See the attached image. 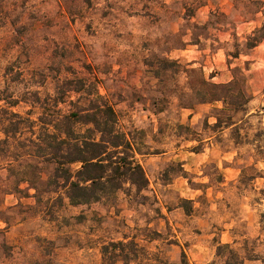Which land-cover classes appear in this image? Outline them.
Listing matches in <instances>:
<instances>
[{
	"label": "rangeland",
	"instance_id": "obj_1",
	"mask_svg": "<svg viewBox=\"0 0 264 264\" xmlns=\"http://www.w3.org/2000/svg\"><path fill=\"white\" fill-rule=\"evenodd\" d=\"M254 1L0 0V107L18 101L13 111L36 119L63 82L82 79L151 153L137 156L147 190L78 207L64 191L46 193L47 171L39 193L22 184L16 194V176L1 170L0 264H110L103 246L130 240L148 253L130 264L179 263L183 253L190 264H264V39L247 48L264 11L254 15ZM165 59L217 84L244 76L253 100L240 136L207 129L222 104L178 107L176 88L190 79L160 85L150 65ZM179 124L202 142L179 137Z\"/></svg>",
	"mask_w": 264,
	"mask_h": 264
},
{
	"label": "trees",
	"instance_id": "obj_2",
	"mask_svg": "<svg viewBox=\"0 0 264 264\" xmlns=\"http://www.w3.org/2000/svg\"><path fill=\"white\" fill-rule=\"evenodd\" d=\"M251 3L256 8L254 15L262 9L264 11L263 1ZM199 6L204 4L199 2ZM194 14V8L186 7V16L193 17ZM262 39L264 26L248 38L247 48H256ZM233 57L238 58L239 54ZM157 64L150 66L164 87L179 74H186L190 79L188 87L176 88L179 108L195 110L199 105L222 104L221 108L213 109L216 122L207 124V129L212 132L231 129L240 136L241 124L249 117V105L253 100L246 90L242 74L227 84H217L208 81L202 70H188L178 61L165 59L158 60ZM88 87L82 79L66 80L58 87L55 98L43 101V112L36 119L31 114L24 116L13 111L18 101L12 100L6 107H0V171L6 169L13 177L16 176L11 193H22V184L31 185L39 193L45 171L48 172V179L43 182L46 193L64 191L74 207L116 202L118 193L125 191L126 186L137 193L148 189L149 181L137 156L151 153L143 152L140 138L132 137L120 128L114 106L99 94L98 89L90 85L93 90L89 91ZM72 94L79 95L76 101ZM33 96V103L41 102L38 93H33ZM165 103L169 101L156 99L154 105L163 109ZM60 104H69L72 109L68 113L52 110ZM240 113L243 118L237 120ZM177 128L179 137H193V140L198 137L189 126L179 124ZM196 141L202 142L201 139ZM186 211L192 213L193 208ZM142 253L148 254L135 240L111 242L102 248L104 261L108 260L110 264H130L137 261ZM155 262L190 264L185 253L179 263Z\"/></svg>",
	"mask_w": 264,
	"mask_h": 264
}]
</instances>
